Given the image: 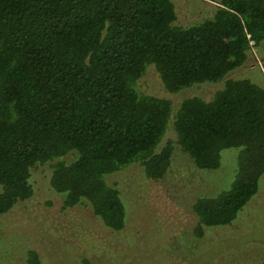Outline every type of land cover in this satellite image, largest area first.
<instances>
[{
    "label": "trees",
    "instance_id": "16d2710c",
    "mask_svg": "<svg viewBox=\"0 0 264 264\" xmlns=\"http://www.w3.org/2000/svg\"><path fill=\"white\" fill-rule=\"evenodd\" d=\"M211 1L213 16L177 24L172 0H0V216L32 199L48 164L62 210L120 231L128 205L109 175L138 163L161 179L177 144L201 169L237 149L230 186L192 204L198 236L237 218L264 172V84L229 73L264 40V0ZM150 66L170 93L223 84L175 108L139 88ZM19 236L0 230V264H43Z\"/></svg>",
    "mask_w": 264,
    "mask_h": 264
},
{
    "label": "rangeland",
    "instance_id": "374dc122",
    "mask_svg": "<svg viewBox=\"0 0 264 264\" xmlns=\"http://www.w3.org/2000/svg\"><path fill=\"white\" fill-rule=\"evenodd\" d=\"M172 1L177 24L209 18L217 8L211 0ZM229 76H251V81L264 84V40L250 49L244 64ZM222 84L203 82L170 93L150 66L138 86L145 93L170 98L176 108L187 96L211 98ZM167 138H175L172 123L164 140ZM221 153L218 168L201 169L175 144L171 165L161 179L145 177L138 163L109 175L128 205L126 224L117 232L102 226L85 206L62 210L61 196L49 186L50 166L39 165L31 176L34 196L0 216V230H14L39 251L43 264H261L264 172L257 192L231 224L206 227L201 236L195 233V199L215 195L228 188L234 178L237 149L226 148Z\"/></svg>",
    "mask_w": 264,
    "mask_h": 264
}]
</instances>
